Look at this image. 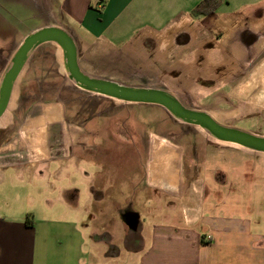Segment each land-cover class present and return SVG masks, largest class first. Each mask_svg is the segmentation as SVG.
Returning <instances> with one entry per match:
<instances>
[{
    "label": "crops",
    "instance_id": "0c3cea01",
    "mask_svg": "<svg viewBox=\"0 0 264 264\" xmlns=\"http://www.w3.org/2000/svg\"><path fill=\"white\" fill-rule=\"evenodd\" d=\"M199 1L0 0V79L6 68L4 60L7 65L24 37L45 26H58L70 34L80 69L92 77L108 78L96 69H104L109 75L119 71L126 81L123 84L153 86L161 81L172 86L169 91L174 95L180 93L176 85L188 83L185 79L190 77L189 70L192 84L195 80L202 86L220 87L218 94L226 93L223 86L242 87L249 79H256L254 72L264 69V0H221L210 14L195 17L191 10ZM133 59L143 63L141 70L126 65ZM195 68L199 72L194 73ZM199 69L209 72L204 75ZM231 152L244 155L237 149ZM221 160L223 168L209 174L213 197L209 203L207 178L192 172L184 182L180 176L184 190L177 195L178 174L174 189L152 185L147 162L138 196L144 209H117L121 221L117 230L115 218L109 216V196H99L95 193L98 189L94 190L105 189L104 180L101 186L95 179L87 183L86 209L57 212L78 218L56 225L48 218L53 211L14 209L3 200L7 197L2 192L5 171L30 164L2 165L0 264H264L261 211L252 207L255 218L223 212L230 208L224 189L242 185L244 193H250L245 204L248 213L258 177L244 175L241 163L227 162L224 157ZM203 162L210 171L209 158ZM28 178L32 181V176ZM13 179L18 185L20 176ZM262 194L264 203V191ZM80 195L81 189L73 187L62 190L59 199L77 204ZM255 198L257 202L259 197ZM43 201L50 202L47 198ZM223 206L225 210H220ZM132 214L137 217L129 224L124 216Z\"/></svg>",
    "mask_w": 264,
    "mask_h": 264
},
{
    "label": "rangeland",
    "instance_id": "374dc122",
    "mask_svg": "<svg viewBox=\"0 0 264 264\" xmlns=\"http://www.w3.org/2000/svg\"><path fill=\"white\" fill-rule=\"evenodd\" d=\"M6 62L4 60V66ZM126 65L137 70L143 67L139 59L130 60ZM95 72L108 75L109 80L126 82L120 77L119 71H116L118 74L110 72L111 75L104 69H96ZM193 72L199 71L195 68ZM205 72H209L208 69L201 70L204 75ZM254 73L256 79H249L242 87L223 86L221 88L227 94H218L220 87L202 86L195 80L196 84H192L189 70L190 77L185 79L188 83L180 87L176 85L180 93L175 96L188 107L207 111L221 124L264 135V94L259 83L264 77V69ZM136 76L139 78L138 74ZM19 77L13 87L15 96L8 102V107L11 105L10 122L0 128V174L2 165L18 162L30 165L9 168L4 173L2 192H6L7 197L3 200H6L11 208L53 211L48 218L57 225L61 221L78 218L57 213L58 210H78L80 207L86 209L87 183L95 179L100 181L101 186L104 180V186L111 185L107 188L110 194L107 200L112 203L109 216L115 218L117 230L118 225H121L117 209H144L139 205V187L147 162L149 169L152 143L157 139L163 143L160 150L163 158L176 164V167L172 164V168H168L170 174H164L169 176L170 179L166 180H169L172 188L163 189H174L173 180L177 174L178 181L182 176L186 182L193 172L200 178L208 179L206 203L213 202L209 174L215 169L223 168L220 157H224L227 162L241 163L240 171L244 175H256L259 182L253 190L254 197L248 213L245 212V204L250 193H244L246 188L242 185H232L230 191L222 188L229 196L226 205L230 208L227 207L226 211L223 206L220 210L251 216V211L255 208L264 216V203L261 198L264 191V154L241 146L216 142L206 131L200 132L195 125L177 120L160 105L126 103L77 86L68 78L62 51L59 53L54 43L47 42L37 46ZM200 78L207 80L202 79V76ZM156 82L153 86L138 87H154L168 91L172 88L161 81ZM261 94V102L255 104L254 98ZM49 104L60 106L62 123H53L46 127L44 158L52 160L35 164L33 161L40 159L41 154L32 147V132L24 131L23 127L28 120L39 117L42 108ZM81 133L88 136L83 143H80L79 139ZM235 149L242 151L244 155L231 152ZM205 157L210 160V171H207L203 162ZM171 158L173 159L169 161ZM14 176H20L18 185L13 182ZM28 176H32V181ZM40 176L43 178L40 179ZM148 182L155 185L149 179ZM73 187L80 188L81 195L77 204L68 205L59 199V193ZM181 189L183 188L179 181L175 194L179 195ZM235 195L241 197L236 198ZM255 197H259L257 202ZM43 198L49 199V204L44 203ZM179 205L178 202L177 206ZM207 208L211 211V206ZM252 216L255 218L256 214L253 213Z\"/></svg>",
    "mask_w": 264,
    "mask_h": 264
},
{
    "label": "water",
    "instance_id": "95a60500",
    "mask_svg": "<svg viewBox=\"0 0 264 264\" xmlns=\"http://www.w3.org/2000/svg\"><path fill=\"white\" fill-rule=\"evenodd\" d=\"M47 42L60 46L66 74L77 86L126 103L160 105L177 120L200 126L214 139L264 153V135L221 124L207 111L184 105L168 90L132 86L85 74L77 62L74 40L67 31L58 26L40 27L30 32L15 49L0 79V117L8 107L14 84L31 53L37 46ZM132 215L124 216L129 224L134 223L137 217L136 214Z\"/></svg>",
    "mask_w": 264,
    "mask_h": 264
},
{
    "label": "flooded vegetation",
    "instance_id": "af4514ba",
    "mask_svg": "<svg viewBox=\"0 0 264 264\" xmlns=\"http://www.w3.org/2000/svg\"><path fill=\"white\" fill-rule=\"evenodd\" d=\"M57 48V51L60 53L61 49L58 45L54 44ZM20 77L17 78V81ZM16 81V82H17ZM261 86V92L264 94V77H262L261 81L259 82ZM16 85V84H15ZM14 89V88H13ZM15 96L14 91L12 90L10 100L13 99ZM263 96L258 95L254 98L253 101L261 102ZM10 106L6 108V111L4 114L0 117V128H4L9 122H10ZM212 117H214L212 115ZM53 123H62V115H61V109L60 106L57 104H49L42 108V112L39 117L30 119L24 124V131H30L32 132V147L35 148L40 154L41 158H44L45 156V133H46V127L49 124ZM198 131L203 132L200 128L195 127ZM88 136L86 134H79L80 143L85 142V139ZM92 144V143H91ZM163 143L160 142V140L155 139L152 143L151 149H152V156L150 158L149 163V169H148V179L151 183L160 186L161 188H172L170 185L169 180H166L165 175L166 173L170 172L168 171V168L171 167L173 162H168L163 158V155L161 153V145ZM72 157V156H69ZM173 158L169 159L172 160ZM172 168V167H171ZM164 171V172H163ZM162 173V174H161ZM164 175V176H163ZM159 176V178H158ZM170 179V178H169ZM175 179V178H174ZM165 180V181H164ZM111 186V185H109ZM106 186L104 188H96L94 190H97L95 193H97L99 196H110L109 194H106L108 190L106 189Z\"/></svg>",
    "mask_w": 264,
    "mask_h": 264
},
{
    "label": "trees",
    "instance_id": "16d2710c",
    "mask_svg": "<svg viewBox=\"0 0 264 264\" xmlns=\"http://www.w3.org/2000/svg\"><path fill=\"white\" fill-rule=\"evenodd\" d=\"M221 0H200L191 10L195 17L206 16L216 9Z\"/></svg>",
    "mask_w": 264,
    "mask_h": 264
},
{
    "label": "bare ground",
    "instance_id": "6f19581e",
    "mask_svg": "<svg viewBox=\"0 0 264 264\" xmlns=\"http://www.w3.org/2000/svg\"><path fill=\"white\" fill-rule=\"evenodd\" d=\"M54 44H56V43H54ZM56 45H58V44H56ZM59 46V45H58ZM60 47V46H59ZM61 49V48H60ZM255 104H257V101H253ZM195 127H198V128H200L203 132H204V130L200 127V126H197V125H195ZM214 141H216V142H219V143H225V144H230V145H237V146H240V145H238V144H235V143H226V142H221L220 140H217V139H214Z\"/></svg>",
    "mask_w": 264,
    "mask_h": 264
}]
</instances>
